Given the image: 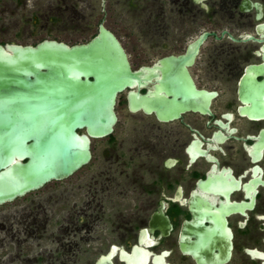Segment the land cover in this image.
Masks as SVG:
<instances>
[{
	"label": "flooded vegetation",
	"instance_id": "af4514ba",
	"mask_svg": "<svg viewBox=\"0 0 264 264\" xmlns=\"http://www.w3.org/2000/svg\"><path fill=\"white\" fill-rule=\"evenodd\" d=\"M98 3L102 12L107 5L125 6L142 23V36L156 38L155 44L190 38L181 51L178 45L159 44L157 49L167 52L155 61L184 54L190 41L208 33L188 71L198 89L216 95L210 113L186 112L160 122L141 111L130 113L125 94L134 124L120 141L117 125L106 139L110 149L131 144L127 168L120 169L115 156L85 185V200L50 238L54 248L36 260L98 264L111 254L112 264H264V117L250 119L244 113L250 104L238 92L246 68L264 64V0H58L65 19L84 17L79 6ZM209 40L217 44L206 45ZM133 165V172L123 174ZM117 175L127 181L116 182ZM114 197L126 199L124 204L141 200L123 215L124 206L117 205L123 202L115 204ZM30 214L20 215L15 232L11 223L1 226L17 242L10 262L33 261L21 257V240L15 236L45 229L46 220L40 227L35 218L27 222ZM88 243L91 247L83 248ZM82 256L90 259L83 262Z\"/></svg>",
	"mask_w": 264,
	"mask_h": 264
},
{
	"label": "water",
	"instance_id": "95a60500",
	"mask_svg": "<svg viewBox=\"0 0 264 264\" xmlns=\"http://www.w3.org/2000/svg\"><path fill=\"white\" fill-rule=\"evenodd\" d=\"M207 36L190 41L184 54L137 69L103 22L85 42L0 43V207L87 166L93 140L114 132L123 92L130 113L141 111L160 122L186 112L210 113L216 92L198 89L188 71ZM259 75L264 77V64L247 67L239 82L250 119L264 117V78L259 81ZM142 88L147 90L142 93ZM231 248L229 242L226 259ZM98 264H112L111 254Z\"/></svg>",
	"mask_w": 264,
	"mask_h": 264
},
{
	"label": "rangeland",
	"instance_id": "374dc122",
	"mask_svg": "<svg viewBox=\"0 0 264 264\" xmlns=\"http://www.w3.org/2000/svg\"><path fill=\"white\" fill-rule=\"evenodd\" d=\"M50 6V12L48 4ZM75 8V7H74ZM80 13L84 17L76 19L67 16L65 19L61 16L64 12L58 4V0H0V43H18V44H36L42 39L50 38L66 41L70 44L85 42L90 39L96 32L98 24L102 20L107 28L113 31L125 47L133 67L150 65L160 55L164 54L163 50H159V44L166 43L169 46L178 45L177 51H181L190 38H184L178 44L174 38L163 39L161 43L156 38L144 37L141 34V22L128 15V10L123 5L106 6L105 12L101 11L100 4L88 6L83 4L79 6ZM55 13V14H54ZM57 14V15H56ZM66 14H72L70 10ZM217 44L209 40L206 45ZM172 47H169L168 50ZM174 50V49H173ZM126 92L118 96L116 111L119 117L117 128L118 141L123 139L126 131L134 124L125 110L124 99ZM124 128V129H123ZM125 143V142H124ZM111 148L106 138L93 140L92 152L93 159L91 164L85 166L72 177L58 182H51L43 189L33 192L18 199L11 204L0 207V264H21L20 260L14 258V261H8L11 256H15L17 242L11 240L10 234L5 229L12 224V231L20 225L17 219L23 213L31 214L27 218L30 222L35 218V226H43L45 229L37 231L34 236L28 237L24 231L16 234L20 241L21 257L27 256L33 261L31 264H45L36 260L39 253H46L50 248H54L55 243L50 240L53 235L59 234L58 223L64 224L68 221V216L73 214L81 203L85 200V185L89 184L93 177L102 170L109 167V163L114 160L115 156H119V168L126 169V161L130 157L129 147L131 144H124ZM115 162V161H114ZM131 171L133 172V166ZM108 169V168H107ZM117 173V171H115ZM115 181L124 183L127 181L124 175H117ZM141 199L130 198L129 203H125L126 199L114 197V202L121 201L123 205L121 210L123 215L131 213L137 203ZM116 211V215L117 210ZM129 215V214H128ZM66 218V220L64 219ZM32 226V224H31ZM51 236V237H48ZM15 237V238H16ZM90 243L84 244L83 248L89 249ZM90 259L89 256H82L83 262Z\"/></svg>",
	"mask_w": 264,
	"mask_h": 264
}]
</instances>
